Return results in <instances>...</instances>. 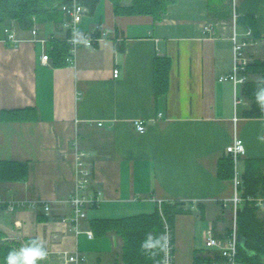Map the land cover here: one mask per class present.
Segmentation results:
<instances>
[{"label": "crops", "instance_id": "obj_1", "mask_svg": "<svg viewBox=\"0 0 264 264\" xmlns=\"http://www.w3.org/2000/svg\"><path fill=\"white\" fill-rule=\"evenodd\" d=\"M226 1L175 0L159 16L117 13L113 0H99L91 12L86 5L78 29H106L108 35L93 46L80 45L74 62L62 65L49 52V60H41L51 41L31 40L32 26L38 37L64 39L62 11L29 28L15 23V45L0 39V160L26 168L24 180L0 179V199L24 202L13 210L0 205V245L14 248L39 237L49 251L45 262L63 250H78L84 264H121L118 236L108 230L88 237L91 221L150 213L161 202L180 201L186 211L172 225L173 264H192L209 254L206 230L222 236L230 229L232 204L224 206L223 200L234 194L233 175H219L221 160L229 157L225 147L234 136L243 140L242 174L247 159H264V113L247 116L252 100L244 82L220 78L232 71L233 31L242 37L248 27L236 23L237 15L249 14L260 34L246 46L247 56L264 58V0H231V8ZM157 56L169 59L163 93L155 86ZM137 119L145 124L142 132ZM73 140L93 170L87 193L97 191L100 199L86 206L79 232L71 229L68 201ZM95 237L106 240H97V252L86 250L85 239Z\"/></svg>", "mask_w": 264, "mask_h": 264}, {"label": "trees", "instance_id": "obj_2", "mask_svg": "<svg viewBox=\"0 0 264 264\" xmlns=\"http://www.w3.org/2000/svg\"><path fill=\"white\" fill-rule=\"evenodd\" d=\"M99 0H79L89 7L91 12ZM175 0H132L129 5L123 6L120 0H113L114 11L117 13H149L159 16L170 3ZM214 1V0H211ZM222 2V0H220ZM71 0H0V26L17 22L22 28L32 26V16L52 13H61L60 5L68 4ZM210 2V1H209ZM212 5V4H211ZM218 4L217 6H219ZM220 8H223L220 6ZM229 9H222L226 15ZM236 23L246 24L252 30L253 38L260 36L255 22L249 14L237 15ZM48 52L53 63L66 64L68 44L64 39L51 38ZM169 59L165 56L155 57L154 72L157 93H163L167 87V74ZM247 74H259V78H247L243 83L245 96L251 98L252 106L245 112L247 116L262 115L261 109L254 101L256 82L264 77V58H253L246 65ZM14 114L17 110H7ZM18 115H11L14 118ZM219 175L231 177L233 175V162L230 157H225L219 164ZM243 182L240 194L244 201L236 210L237 232L245 238L246 252L239 245V256L247 264H264L261 254H264V221L258 217L254 200L247 197H264V159H247L242 174ZM26 168L24 163L0 160V179L24 180ZM249 201H251L249 203ZM184 202L165 201L156 206L150 213H139L119 218H97L91 221L94 235H103L108 230H113L123 239L122 259L127 264H160L161 233L163 221L161 213L173 225L177 213L185 212ZM11 248L0 245V261ZM256 260V261H255Z\"/></svg>", "mask_w": 264, "mask_h": 264}, {"label": "built area", "instance_id": "obj_3", "mask_svg": "<svg viewBox=\"0 0 264 264\" xmlns=\"http://www.w3.org/2000/svg\"><path fill=\"white\" fill-rule=\"evenodd\" d=\"M234 1V0H233ZM60 10L64 13L63 27L66 30V37L64 40L68 44V53L66 61L73 63L76 51L80 45L93 46L99 40L108 35L106 29L95 28L91 31H80L78 29V23L81 21L84 13L87 11L85 4L80 3L79 0H71L68 4L60 5ZM16 22L12 21L9 24L2 26L3 35L0 38L2 41L7 42L9 45H15L20 40L15 32ZM210 25H206L204 29H209ZM32 37L31 40H39L44 45L52 38L51 36L44 38L37 36L36 26L31 27ZM232 40V71L230 74L223 75L221 79H230L237 82H245L248 78L246 72V65L251 60L246 54V46L253 40L252 30L247 27L244 32V36L240 37L236 31H233L231 35ZM48 48H46L42 55L41 60L47 62L49 60ZM119 75L118 66H114L112 69V76L117 77ZM135 127L138 131L145 130V124L143 120H135ZM73 158L75 163V176H74V188L71 196L68 198L72 206V214L70 217L73 229L75 232L80 231V220L86 215L85 208L87 205H97L99 202V196L97 191L87 193V189L91 184V177L93 170L86 162V152L78 148L76 140L72 141ZM244 152L243 140L234 136L231 143L225 147V153L229 156L233 162V181L235 185V191L232 197L223 200V205L226 206L228 202H231L232 209L236 214L238 205L244 201V198L240 194V187L242 186V172L238 166V160ZM248 200H254L255 204L264 208V197H247ZM22 200H18L13 197L0 199V205L4 206L8 210H13L16 206L23 204ZM31 205L33 203L31 202ZM44 210H48L49 205L44 203ZM88 237H93L92 230L85 231ZM173 228L165 221L162 230L161 240V257L160 264H173L174 259V240H173ZM205 245L210 249L209 254L203 258H195L192 264H247L239 256V242L238 232L236 228L231 229L227 234L222 236H216L211 228L206 230ZM85 256L78 250L68 251L63 250L59 253L58 258L53 262H44V264H84Z\"/></svg>", "mask_w": 264, "mask_h": 264}, {"label": "clouds", "instance_id": "obj_4", "mask_svg": "<svg viewBox=\"0 0 264 264\" xmlns=\"http://www.w3.org/2000/svg\"><path fill=\"white\" fill-rule=\"evenodd\" d=\"M254 101L264 113V77L256 82ZM48 256L46 243L39 237H32L23 241L18 247L11 248L0 264H44Z\"/></svg>", "mask_w": 264, "mask_h": 264}, {"label": "rangeland", "instance_id": "obj_5", "mask_svg": "<svg viewBox=\"0 0 264 264\" xmlns=\"http://www.w3.org/2000/svg\"><path fill=\"white\" fill-rule=\"evenodd\" d=\"M132 1V0H131ZM227 2V5L231 8V0H228V1H226ZM121 4V3H120ZM40 18H42V16L41 15H38V16H36V15H33L32 16V24H34L38 19H40ZM17 23V22H16ZM251 45V44H250ZM260 45L261 44H259V43H254V45H253V47L255 48H259L260 47ZM250 77H259V74H253V76H250ZM251 201H249V203H250ZM254 205L257 207V214H258V217L259 218H261L263 221H264V208H262V207H260V206H258V205H256L255 203H254ZM161 217H162V221H163V224L165 223V221L166 222H168L167 221V219L163 216V214L161 213ZM229 218V217H228ZM228 220H230V219H228ZM169 223V222H168ZM170 224V223H169ZM171 225V224H170ZM162 228H163V226H162ZM228 228H230L229 229V231L231 230V229H233V228H236V230H237V223H236V214H235V212H234V210L232 209V213H231V221H230V224H229V227ZM113 231V230H112ZM228 231V232H229ZM114 232V231H113ZM115 233V232H114ZM206 233V232H205ZM205 233L203 234V236H204V238H205ZM116 234V233H115ZM227 234V233H226ZM117 235V234H116ZM118 237V244H117V248L116 249H118L119 250V252L120 253H118V255H117V260H118V263H121V264H127L123 259H122V256H121V254H122V245H123V239L121 238V236H119V235H117ZM104 237H95V239H90V240H87V239H85V246H87L86 247V250H88V251H96L97 252V250L100 248V245H98L97 246V242H99V244H100V242L101 241H97V240H100V239H102V240H106L105 238L103 239ZM161 240H162V233H161ZM95 244V246H96V248L95 247H93V245ZM102 248H104V249H106V250H108V246L107 245H103V246H101ZM97 249V250H96ZM111 253V252H110ZM109 253V255L110 256H113L112 258L113 259H116V253L115 252H113V253H111L110 254ZM92 255H93V253H91ZM262 255V257L264 258V254H261ZM93 257V256H92ZM91 261L93 262V258H91ZM93 264V263H92Z\"/></svg>", "mask_w": 264, "mask_h": 264}, {"label": "water", "instance_id": "obj_6", "mask_svg": "<svg viewBox=\"0 0 264 264\" xmlns=\"http://www.w3.org/2000/svg\"><path fill=\"white\" fill-rule=\"evenodd\" d=\"M238 242H239V245H240L241 248H243L246 252H250L245 247V238L239 233H238Z\"/></svg>", "mask_w": 264, "mask_h": 264}]
</instances>
